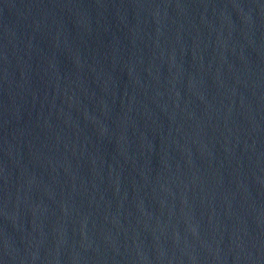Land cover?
<instances>
[{
  "label": "water",
  "instance_id": "1",
  "mask_svg": "<svg viewBox=\"0 0 264 264\" xmlns=\"http://www.w3.org/2000/svg\"><path fill=\"white\" fill-rule=\"evenodd\" d=\"M0 264H264V0H0Z\"/></svg>",
  "mask_w": 264,
  "mask_h": 264
}]
</instances>
